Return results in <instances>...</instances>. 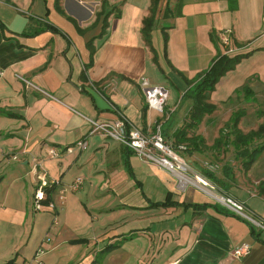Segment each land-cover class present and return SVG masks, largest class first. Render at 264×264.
<instances>
[{
    "label": "crops",
    "instance_id": "crops-1",
    "mask_svg": "<svg viewBox=\"0 0 264 264\" xmlns=\"http://www.w3.org/2000/svg\"><path fill=\"white\" fill-rule=\"evenodd\" d=\"M263 30L264 0H0V263L264 264V228L214 197L230 194L264 220V186L254 188L264 149L247 165L230 141L216 146L218 135L196 133V147L183 149L186 179L92 131V121L122 113L146 131L161 123L172 138L187 120L193 79L219 52H248L209 92L216 107L204 125L249 76L251 87L264 85ZM141 75L175 86L165 113L147 106ZM49 145L73 150L53 156ZM229 145L242 170L223 159ZM41 171L59 180L53 196L83 178L66 191L57 222L32 207ZM168 192L178 203H154ZM242 243L249 250L233 257Z\"/></svg>",
    "mask_w": 264,
    "mask_h": 264
},
{
    "label": "built area",
    "instance_id": "built-area-1",
    "mask_svg": "<svg viewBox=\"0 0 264 264\" xmlns=\"http://www.w3.org/2000/svg\"><path fill=\"white\" fill-rule=\"evenodd\" d=\"M83 3L91 12L93 11L95 4H92L91 2ZM262 33H264V30ZM221 38L224 44L229 45L228 30L227 32L221 34ZM233 50L234 49L232 47L228 46L229 52ZM1 73L2 71L0 69V74ZM139 85L143 92L147 106L159 111L160 113H165V104L169 96V89L164 85L151 83L149 78L145 75H141L139 77ZM92 123V131L98 129L105 135L118 139L145 160L159 163L168 170L177 172L179 176H181L182 171L187 169V163L185 160L176 153L169 143H167V140L161 131V123H157L154 129L146 131L138 127L122 113L111 120L92 121ZM75 145L78 148H84L86 146V140L81 138L76 141ZM180 147H182V145H180ZM46 150L47 154L57 156L62 151L71 152L73 150V146L68 145L61 152H58L55 147L49 145L46 147ZM178 172L181 173L179 174ZM82 180L83 178L81 176H76L73 180L60 187L55 196H53L52 193L51 198L47 202H44L46 197L45 187L51 184L57 185L59 180L47 177L45 172H38L37 182L33 192V209H46L52 211L54 214V222H57L55 214L64 202L66 191L77 190L80 187ZM214 197H216V199L224 206L246 218L251 223L264 228V220L257 215L256 216L258 218L254 216V212L246 206L245 202L238 200L230 194L214 193ZM248 250L249 244L242 243L232 248L231 255L233 257H240ZM42 251V248H38V253H41ZM173 263L174 262H169L168 264Z\"/></svg>",
    "mask_w": 264,
    "mask_h": 264
},
{
    "label": "trees",
    "instance_id": "trees-1",
    "mask_svg": "<svg viewBox=\"0 0 264 264\" xmlns=\"http://www.w3.org/2000/svg\"><path fill=\"white\" fill-rule=\"evenodd\" d=\"M151 27V18L146 17L143 21V33L148 37L149 29ZM248 52H236L229 54L228 52H219L215 58L211 61L208 67L203 69L192 81V84L186 90V95L192 99L191 107L186 114V121L183 125L177 127L173 132V145L175 148L180 147L184 150L195 148L197 144L194 143V138H198L196 133H189L200 122L202 116L205 113H210L216 105L208 101L209 92L214 88L216 81L224 74L228 69L235 67L239 60L247 55ZM252 76H249L241 86L237 87L234 91H242L245 98H252L253 89L249 82ZM244 113L243 110H235L230 116L229 120L219 129V135L215 139L213 145L223 142L225 145L230 141L236 148V155L243 156L245 162L250 164L258 153L264 149V139L256 142L257 138L264 136V123H260L257 129H250L249 131H243L239 126V118ZM226 128V129H225ZM163 133V128H161ZM225 139V141H222ZM229 139V140H228ZM132 172V171H130ZM54 184L45 187L46 197L44 202H47L53 193ZM170 193L163 200L155 201V204H175L178 203L171 200ZM181 204H187L182 202ZM252 232H254L253 224H251ZM119 241H113L105 246V249L117 246ZM0 264H16L14 258H10Z\"/></svg>",
    "mask_w": 264,
    "mask_h": 264
},
{
    "label": "rangeland",
    "instance_id": "rangeland-1",
    "mask_svg": "<svg viewBox=\"0 0 264 264\" xmlns=\"http://www.w3.org/2000/svg\"><path fill=\"white\" fill-rule=\"evenodd\" d=\"M165 85L172 93L175 92L176 88L174 85L172 84H165ZM252 89L254 91L252 98H245L242 91L233 92V94L229 98H227L218 105V111L216 110L211 114L212 119L211 118L208 119V121L204 125L196 126L192 130V132L199 133L204 137H208V138H212L219 135L218 128L220 126H223L229 120L230 116L235 110L244 111V113L239 118V122H238V126L243 131L246 132L249 131L250 129H257L260 123H264V85L255 84L252 85ZM180 101H181V94H179L178 92L177 104ZM189 133H191V130ZM165 139L167 140V143H169L171 147L176 151V153L184 159L186 152L183 151L182 147L175 148V146L173 145L174 138L165 137ZM262 139H264V136L257 138L256 142H259ZM228 148L229 149L227 150V152H224L223 159L225 158L228 162L232 163L236 168L242 170L243 168L242 167L240 168V166H242L240 159L234 157L233 146L229 145ZM220 160H222V158H220ZM213 162H216V160H214ZM256 178L257 179L254 182L255 183L254 188L258 189L260 187H263L264 177L257 176ZM258 227L260 228V226Z\"/></svg>",
    "mask_w": 264,
    "mask_h": 264
},
{
    "label": "bare ground",
    "instance_id": "bare-ground-1",
    "mask_svg": "<svg viewBox=\"0 0 264 264\" xmlns=\"http://www.w3.org/2000/svg\"><path fill=\"white\" fill-rule=\"evenodd\" d=\"M179 174L181 173V172H178ZM181 176L183 177V178H186L187 179V176L185 175V174H182L181 173Z\"/></svg>",
    "mask_w": 264,
    "mask_h": 264
}]
</instances>
